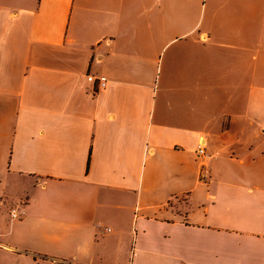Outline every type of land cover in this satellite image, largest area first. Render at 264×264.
Segmentation results:
<instances>
[{"label":"crops","instance_id":"crops-1","mask_svg":"<svg viewBox=\"0 0 264 264\" xmlns=\"http://www.w3.org/2000/svg\"><path fill=\"white\" fill-rule=\"evenodd\" d=\"M0 264H264V0H0Z\"/></svg>","mask_w":264,"mask_h":264},{"label":"built area","instance_id":"built-area-1","mask_svg":"<svg viewBox=\"0 0 264 264\" xmlns=\"http://www.w3.org/2000/svg\"><path fill=\"white\" fill-rule=\"evenodd\" d=\"M105 83H106L105 78L104 77H100L99 82H98V86L102 87V86L105 85ZM196 152H197V155H200V156L204 155V146H203L202 142H200V144H198ZM206 173H207L206 168H202L201 177L205 178L206 177ZM18 215H19V211L17 209H12L11 210V216L12 217H17Z\"/></svg>","mask_w":264,"mask_h":264}]
</instances>
